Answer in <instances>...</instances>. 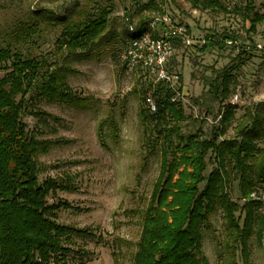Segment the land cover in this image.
Here are the masks:
<instances>
[{"label": "rangeland", "instance_id": "obj_1", "mask_svg": "<svg viewBox=\"0 0 264 264\" xmlns=\"http://www.w3.org/2000/svg\"><path fill=\"white\" fill-rule=\"evenodd\" d=\"M219 1L226 12L198 10L183 0H162L161 11L139 15L133 0H0V47L11 45L60 66L64 56L57 40L63 27L57 18H79L81 12L87 16L98 6L114 4L110 40L106 37L90 58L69 62L76 75L69 76L68 83L86 105L51 103L34 93L25 97L22 122L29 136L53 143L48 154L36 157L39 181L56 179L72 188L48 198L50 205L66 202L71 206L57 212L56 223L91 233L87 237L73 235L65 242L69 252L61 264H133L138 250L141 215L158 178L161 156L147 136L154 133L150 84L156 85V79L145 71L130 70L120 61V51L130 41V22L135 26L140 16L147 17V23L166 18L167 23L157 25L156 35L172 28L184 29L170 63V72L180 76L177 102L182 103L187 118L183 133H200L210 139L223 105H234L236 121H241L247 108L264 103V22L252 30L250 22L234 12L235 7L249 5L264 15V0ZM34 24L39 30L31 41L22 26ZM214 33L232 34L236 40L223 50L204 51L206 37ZM223 70L231 74L236 89L224 104L209 103L211 110L207 104L210 98L203 97L209 91L205 77ZM36 113L42 114L43 120ZM235 127L236 122L227 138L234 137ZM259 145L264 148V143ZM207 161L209 175L215 166L211 152ZM258 188L264 191V184ZM231 196L243 204L238 182ZM226 239L225 221L218 210L203 228L208 264H245L240 257L233 263ZM250 253L248 264H264V237L261 244L255 236L251 238Z\"/></svg>", "mask_w": 264, "mask_h": 264}, {"label": "trees", "instance_id": "obj_2", "mask_svg": "<svg viewBox=\"0 0 264 264\" xmlns=\"http://www.w3.org/2000/svg\"><path fill=\"white\" fill-rule=\"evenodd\" d=\"M161 1L133 0V7L139 15L156 13L161 11ZM183 1L198 10L227 11L219 0ZM113 9L114 4L108 2L87 16L81 12L79 18H57L63 27L57 40L64 56L61 66L38 60L11 45L0 47V264H61L69 252L65 242H70L71 236H91L88 231L56 223L57 212L71 206L66 202L50 205L48 198L51 193L72 188L56 179L39 181L36 157L48 154L53 143L29 136L22 114L29 93L69 107L86 105L68 83V77L76 75L69 62L88 59L100 49L109 37ZM234 12L248 20L252 30L264 22V15L252 6L235 7ZM146 18L140 16L135 26L130 22V39L151 31ZM22 28L31 41L39 30L35 24ZM235 40L232 34L214 33L206 37L203 49L223 50ZM177 43L179 39L174 45ZM205 86L209 91L203 97L210 98L207 104L211 110L209 103L224 104L236 89L226 70L205 77ZM150 88L157 112L152 115L154 133L147 136L159 150L161 162L142 211V233L133 264H208L203 228L218 210L225 221L233 263L240 257L248 264L251 238L255 236L261 244L264 237L261 203L251 200L255 191L260 192L258 186L264 184V148L259 145L264 143V103L247 108L241 121H236L234 105H223L219 125L207 139L200 133H183L187 119L184 107L172 102L174 94L168 86L158 83L150 84ZM35 116L43 120L42 114ZM140 116L145 120L142 108ZM235 122L234 137L227 138ZM209 152L214 155L215 166L207 175ZM236 182L242 205L231 196Z\"/></svg>", "mask_w": 264, "mask_h": 264}, {"label": "built area", "instance_id": "obj_3", "mask_svg": "<svg viewBox=\"0 0 264 264\" xmlns=\"http://www.w3.org/2000/svg\"><path fill=\"white\" fill-rule=\"evenodd\" d=\"M159 23H167V19L156 18L154 21H149L151 31L138 38L130 39L120 51V61L130 70H141L153 75L156 79L155 84L161 83L168 86L176 93L172 97V102L176 103L181 89L180 76L170 72V63L175 49L174 42L184 36V29L172 28L156 35V27ZM235 100H238V96ZM150 109L152 113L157 112L155 103H150ZM251 200L261 203V213L264 217V191H255L251 195Z\"/></svg>", "mask_w": 264, "mask_h": 264}]
</instances>
